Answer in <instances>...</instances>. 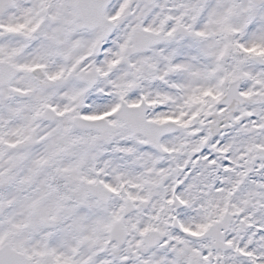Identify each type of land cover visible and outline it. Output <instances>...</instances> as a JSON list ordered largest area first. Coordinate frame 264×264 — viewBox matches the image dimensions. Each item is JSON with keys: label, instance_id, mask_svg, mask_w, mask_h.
Wrapping results in <instances>:
<instances>
[{"label": "snow or ice", "instance_id": "snow-or-ice-1", "mask_svg": "<svg viewBox=\"0 0 264 264\" xmlns=\"http://www.w3.org/2000/svg\"><path fill=\"white\" fill-rule=\"evenodd\" d=\"M0 264H264V0H0Z\"/></svg>", "mask_w": 264, "mask_h": 264}]
</instances>
